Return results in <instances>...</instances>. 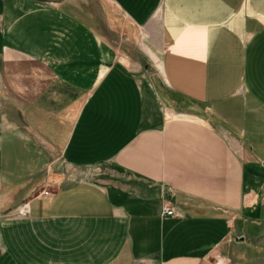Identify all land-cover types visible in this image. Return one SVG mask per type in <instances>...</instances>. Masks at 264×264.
I'll list each match as a JSON object with an SVG mask.
<instances>
[{
    "label": "crops",
    "instance_id": "obj_1",
    "mask_svg": "<svg viewBox=\"0 0 264 264\" xmlns=\"http://www.w3.org/2000/svg\"><path fill=\"white\" fill-rule=\"evenodd\" d=\"M82 1L0 0V264H227L260 225L264 0H97L105 31Z\"/></svg>",
    "mask_w": 264,
    "mask_h": 264
},
{
    "label": "rangeland",
    "instance_id": "obj_2",
    "mask_svg": "<svg viewBox=\"0 0 264 264\" xmlns=\"http://www.w3.org/2000/svg\"><path fill=\"white\" fill-rule=\"evenodd\" d=\"M42 1L59 3L60 0ZM82 2L85 11L91 12L94 10L95 14L99 16V26L101 31H103L105 29L106 21L102 4L97 0H83ZM130 51L134 52L132 49H130ZM213 125L217 126V124ZM254 165V175H256L259 184H261V199L259 201V203L261 202L259 205L261 207L259 218L256 221V223L259 222L260 225H253L249 221L247 223H242V226L245 229V235L242 236L240 240L237 239L236 242L232 243L230 246V253H227V264H264V163H255ZM249 170L250 169L247 168L246 173H249ZM247 178L249 181L251 180L250 176ZM223 255L226 257L225 254H221L217 259H223Z\"/></svg>",
    "mask_w": 264,
    "mask_h": 264
},
{
    "label": "built area",
    "instance_id": "obj_3",
    "mask_svg": "<svg viewBox=\"0 0 264 264\" xmlns=\"http://www.w3.org/2000/svg\"><path fill=\"white\" fill-rule=\"evenodd\" d=\"M160 211L163 216H174L175 215L174 210L168 207L167 205H162ZM19 214L20 215L28 214V209L26 205L22 206L21 210L19 211Z\"/></svg>",
    "mask_w": 264,
    "mask_h": 264
}]
</instances>
